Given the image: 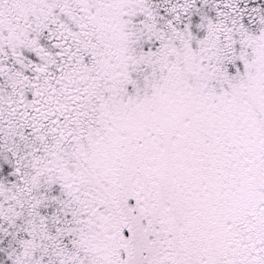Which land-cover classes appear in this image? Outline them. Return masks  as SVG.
<instances>
[{
    "label": "snow or ice",
    "instance_id": "6c2138e0",
    "mask_svg": "<svg viewBox=\"0 0 264 264\" xmlns=\"http://www.w3.org/2000/svg\"><path fill=\"white\" fill-rule=\"evenodd\" d=\"M0 264H264V0H0Z\"/></svg>",
    "mask_w": 264,
    "mask_h": 264
}]
</instances>
